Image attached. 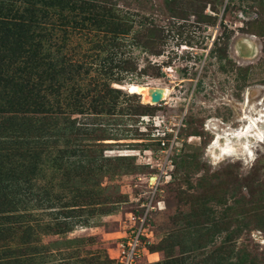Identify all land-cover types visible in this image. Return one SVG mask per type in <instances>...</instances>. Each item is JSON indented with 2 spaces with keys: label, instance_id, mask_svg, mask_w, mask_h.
<instances>
[{
  "label": "rangeland",
  "instance_id": "1",
  "mask_svg": "<svg viewBox=\"0 0 264 264\" xmlns=\"http://www.w3.org/2000/svg\"><path fill=\"white\" fill-rule=\"evenodd\" d=\"M47 2L0 19V264H264V142L212 150L264 114V0Z\"/></svg>",
  "mask_w": 264,
  "mask_h": 264
},
{
  "label": "bare ground",
  "instance_id": "2",
  "mask_svg": "<svg viewBox=\"0 0 264 264\" xmlns=\"http://www.w3.org/2000/svg\"><path fill=\"white\" fill-rule=\"evenodd\" d=\"M129 91L132 94L142 95L144 102L149 104H153L152 95L155 92L161 93L163 100L167 99L170 94V89L159 83L147 85L131 84ZM246 122L243 128L236 130L229 129V134L225 132L217 133V138L212 147L217 158H231L241 154L248 155L251 153V146L253 145L250 146V143L252 141L255 145L264 142V128H260L259 126L260 123H264V114L257 121L250 120ZM247 159L250 160V157H247Z\"/></svg>",
  "mask_w": 264,
  "mask_h": 264
},
{
  "label": "trees",
  "instance_id": "3",
  "mask_svg": "<svg viewBox=\"0 0 264 264\" xmlns=\"http://www.w3.org/2000/svg\"><path fill=\"white\" fill-rule=\"evenodd\" d=\"M47 1L48 0H24L25 8L22 11L21 9L15 10L16 9V6H14L13 4L12 5H9L8 4L9 0H1L0 1V19L5 18L6 16L11 15V13L14 14L15 12H18V14L16 16H14V17L23 16L25 11L32 10L31 7L34 6V3H36V4H42V5L46 6V4H49V2H47ZM13 11H15V12H13ZM53 62L54 61L50 62L51 63L50 68L52 67L54 70H56V68H54L53 65H52ZM54 64H55V62H54ZM101 100H102L101 101L102 103H101V105H99V107H101V109H103V110H107L108 108H107V105L105 103L106 97H102ZM108 110H110V109H108Z\"/></svg>",
  "mask_w": 264,
  "mask_h": 264
},
{
  "label": "built area",
  "instance_id": "4",
  "mask_svg": "<svg viewBox=\"0 0 264 264\" xmlns=\"http://www.w3.org/2000/svg\"><path fill=\"white\" fill-rule=\"evenodd\" d=\"M147 119H149V117H142V121L145 120L147 121ZM150 120V119H149ZM140 243V235L137 234L135 237V240H133V242H129L128 246L130 247L131 252L126 253L125 257H123V264H131L133 262L134 256H135V248L138 246V244Z\"/></svg>",
  "mask_w": 264,
  "mask_h": 264
},
{
  "label": "water",
  "instance_id": "5",
  "mask_svg": "<svg viewBox=\"0 0 264 264\" xmlns=\"http://www.w3.org/2000/svg\"><path fill=\"white\" fill-rule=\"evenodd\" d=\"M152 101H153L154 103H159V102H161V101H162V95H161V93H159V92H155V93L152 95Z\"/></svg>",
  "mask_w": 264,
  "mask_h": 264
}]
</instances>
